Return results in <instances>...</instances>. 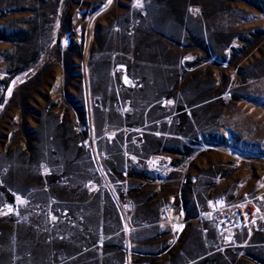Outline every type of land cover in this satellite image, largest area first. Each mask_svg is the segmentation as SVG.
Returning a JSON list of instances; mask_svg holds the SVG:
<instances>
[{"label": "rangeland", "instance_id": "obj_1", "mask_svg": "<svg viewBox=\"0 0 264 264\" xmlns=\"http://www.w3.org/2000/svg\"><path fill=\"white\" fill-rule=\"evenodd\" d=\"M0 264H264V0H0Z\"/></svg>", "mask_w": 264, "mask_h": 264}, {"label": "built area", "instance_id": "obj_2", "mask_svg": "<svg viewBox=\"0 0 264 264\" xmlns=\"http://www.w3.org/2000/svg\"><path fill=\"white\" fill-rule=\"evenodd\" d=\"M149 159V163H152ZM159 163H164L160 160ZM238 202L230 201L225 195L213 196L209 208L201 214L203 223H215L221 232L233 229L251 227L256 224L261 214V209L253 201L248 192ZM260 197H257V199Z\"/></svg>", "mask_w": 264, "mask_h": 264}, {"label": "trees", "instance_id": "obj_3", "mask_svg": "<svg viewBox=\"0 0 264 264\" xmlns=\"http://www.w3.org/2000/svg\"><path fill=\"white\" fill-rule=\"evenodd\" d=\"M59 1V8L60 10H63L66 4L68 3V0H58ZM216 142V140H214ZM175 153V151H173ZM121 176H124V173H121ZM129 177L132 180L139 179L142 182H150L152 180H155L156 177L153 176V174L145 172V171H132L129 173Z\"/></svg>", "mask_w": 264, "mask_h": 264}, {"label": "snow or ice", "instance_id": "obj_4", "mask_svg": "<svg viewBox=\"0 0 264 264\" xmlns=\"http://www.w3.org/2000/svg\"><path fill=\"white\" fill-rule=\"evenodd\" d=\"M109 2H110V0H109ZM16 199L19 200L20 198L19 197H16ZM21 203H23V201H21ZM9 211H11V209H9Z\"/></svg>", "mask_w": 264, "mask_h": 264}, {"label": "bare ground", "instance_id": "obj_5", "mask_svg": "<svg viewBox=\"0 0 264 264\" xmlns=\"http://www.w3.org/2000/svg\"><path fill=\"white\" fill-rule=\"evenodd\" d=\"M78 17H79V14H76V17H75V18L78 19ZM78 22H79V21H78Z\"/></svg>", "mask_w": 264, "mask_h": 264}]
</instances>
